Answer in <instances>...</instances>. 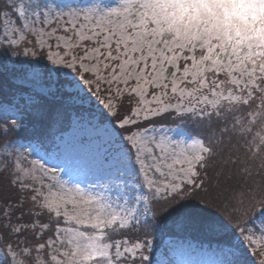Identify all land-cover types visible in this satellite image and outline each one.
I'll use <instances>...</instances> for the list:
<instances>
[{
    "label": "snow or ice",
    "instance_id": "obj_1",
    "mask_svg": "<svg viewBox=\"0 0 264 264\" xmlns=\"http://www.w3.org/2000/svg\"><path fill=\"white\" fill-rule=\"evenodd\" d=\"M52 12L41 0H0V46H18L29 35L43 46L48 44L44 37H55L57 48L62 44L65 51L48 56L54 65L71 69L89 85L95 82L97 91L100 81L105 80L109 86L117 85V96L123 94L119 87L123 84L140 104H162L156 108L133 107L119 121V127L128 134L117 149V171L121 175V169L138 173L150 195L126 200L131 207L120 208L79 185L67 186L56 178V169H45L43 164L37 168L36 161L25 168L16 161L9 174L14 186L30 192L27 202L31 207L24 210L26 201L21 199L0 208L4 264H136L137 258L145 264L149 257L144 252L151 248V241L129 244L123 238L125 230L173 214L198 217L203 209L189 205L187 194L205 187L206 169L215 147L199 134H189L186 140L149 138L141 119L146 121L169 107L181 111L185 99L190 106L187 111H198L201 118L227 112L232 116V126L225 124L220 129L221 138L234 133L247 137L242 145L244 163L258 161L259 169L264 170V0H121L119 7L102 15L95 8L88 9L82 20L75 9L57 12V24L64 20L69 25L60 36H56L57 28L45 31L52 23ZM38 24L42 27H36ZM73 37L77 38L75 43ZM85 41L94 46L84 47ZM81 48L82 54L74 51ZM169 68L173 69L170 73ZM101 71L108 77L101 76ZM87 73L95 79L86 80ZM169 90L179 101L177 105L164 102ZM149 94L152 100L145 99ZM113 99H107L106 108L115 107ZM193 101L204 107H192ZM241 107L248 110L235 115ZM49 118L56 120L59 113ZM4 121L5 126L0 127L3 135L23 126L22 118L9 123L5 115ZM225 163L241 162L237 158ZM9 167L5 163L3 170L8 172ZM201 170H205L204 176ZM243 170L251 174L248 167ZM49 172L56 182L45 184ZM161 202L163 215L157 217L155 205ZM141 203L142 211L138 208ZM251 210L264 214V200ZM25 216L31 218L26 220ZM204 223L208 228L214 226L210 218ZM245 231L241 228L240 234ZM29 233L35 244L28 240ZM5 237H15V242H5ZM245 239L256 243L249 236ZM237 251L230 255L236 256ZM224 264L243 262L226 260Z\"/></svg>",
    "mask_w": 264,
    "mask_h": 264
},
{
    "label": "rangeland",
    "instance_id": "obj_2",
    "mask_svg": "<svg viewBox=\"0 0 264 264\" xmlns=\"http://www.w3.org/2000/svg\"><path fill=\"white\" fill-rule=\"evenodd\" d=\"M41 3L53 9L54 14L67 13L70 9H75L80 12L82 20L83 12L88 9L95 8L102 15L112 8L119 7L121 0H41ZM51 20V25L46 27L45 31L50 32L53 28H57L56 36L65 35L63 29L69 25L63 20L59 21V25L55 20ZM2 27L0 25V29ZM36 27H42V25L38 24ZM67 35H71V32ZM44 39L48 40L51 47L48 44L42 46L35 43L30 35L26 42L10 49L0 46V74L11 84L20 87V90L9 98L11 102L0 98V127L5 126V115L9 123L12 119L22 118L23 124L22 128L9 132L7 135L0 134L3 139L0 140V172L6 174L12 181L13 177L9 174L13 171L11 165L20 161L22 167L28 168L33 161H36L37 168L43 164L45 169H56V178L66 182L69 187L79 185L90 194L99 188L103 192L101 197L114 206L131 207L130 203H125L126 200L133 201L137 197L150 195V193L146 186H142V177L138 173H129L128 169H121L123 172L121 175V172L117 171L119 167L116 161L117 149L122 143L121 138L128 133L119 127L120 120L117 121L116 117L129 105L131 108H156L163 105H157L155 102L146 106L140 104L139 98L124 88L123 84L119 85L123 89V94L117 96V85L109 86L105 80L100 81L99 91H97L95 82L89 85L81 81L71 69L54 65L48 56L56 52L63 55L65 49L62 44L60 48H57L58 42L55 37H44ZM76 39L73 37L72 42L75 43ZM83 45L84 47L94 46L89 41L83 42ZM74 51L82 54L83 49H74ZM180 63L182 67L183 61ZM172 70L169 68V73ZM100 75L108 77V73L104 71H101ZM85 78L86 80L95 79L92 73L85 74ZM151 91L159 92L156 89ZM110 96L114 98L115 107L112 109L105 107ZM145 99L152 100L151 94ZM163 100L171 105L179 103L176 98H173L170 90L169 95L163 97ZM191 106L197 109L204 107L196 105L195 101ZM188 107L190 106L185 99L181 111H177L175 107H169L167 111L149 116L146 121L141 119L140 124L142 128L148 129L149 138L155 137L159 140L171 137L175 140H186L189 134L196 136L187 126L192 125L197 118L203 119L198 111L197 113L188 112ZM53 113H59V118L50 119L49 115ZM166 114H169L166 119L173 122H159L162 115ZM26 129L31 131L28 137L23 134ZM35 138L44 141L37 142ZM5 163L10 165L8 172L3 170ZM206 173L207 177L208 172ZM204 174L205 171L201 170V175L204 176ZM241 175L233 174L232 177L235 180H241ZM49 182H56L55 179H51V172L44 177V183ZM39 186L40 184L37 183L36 187ZM16 188L26 199V208L31 207L27 202L30 192L20 190L17 186ZM7 205H0V208H6ZM158 205L160 204L155 205V209ZM138 208L142 211V203L138 205ZM160 215L163 214L160 213ZM30 218L27 216L25 219ZM142 219L146 218L142 217ZM177 221L179 220L176 219L175 222ZM163 227L160 226L159 221L153 220L150 225L141 224L131 230H125L123 238L127 239L129 244L137 240L151 241V248L144 252L149 257L145 264H221L224 257L227 259L232 257L228 250L216 251L187 239L170 237L168 233L162 232ZM244 229L246 231L243 235L240 234L236 237V242L231 243L238 250H235L236 257L245 260V264H261V261H264V214L253 217ZM246 236L251 237L256 243H250L245 239ZM8 239L15 242V237H5V242ZM29 241L36 243L35 240ZM5 255L4 245L0 244V264H4ZM136 264H140L138 258Z\"/></svg>",
    "mask_w": 264,
    "mask_h": 264
},
{
    "label": "trees",
    "instance_id": "obj_3",
    "mask_svg": "<svg viewBox=\"0 0 264 264\" xmlns=\"http://www.w3.org/2000/svg\"><path fill=\"white\" fill-rule=\"evenodd\" d=\"M20 87L11 84L6 77L0 74V98L1 100L9 101L10 97L14 96ZM258 103V101L256 102ZM255 104H253V108ZM56 108V107H55ZM131 106H126V110L118 113L116 120L130 112ZM248 109L241 107L240 111L235 113L239 116L246 113ZM166 117L169 114L162 115L159 122H173L168 121ZM178 122V121H174ZM227 124L229 128L232 126V116L227 112L224 115L217 117H203V119H196L192 125L187 126L191 128V132L206 141H211L215 147V155L208 162L206 172V184L203 189H197L194 192L187 194V203L195 205L197 208L203 209V212L196 218H188L184 216H177L175 214L168 216L165 219L157 220L163 231L170 235V237L179 238L182 240H189L198 243L200 246L214 249L216 251L228 250L233 252L237 250L231 243L236 242V237L240 236L241 228H245L250 220L259 213L253 212L251 209L257 205L260 200H264V170L258 167V161L246 160V152L242 145L245 144L247 137L242 138L239 133H234L231 137L224 136L221 138L220 129ZM27 129L23 131L25 137L30 134ZM32 134V133H31ZM35 137V136H34ZM236 137V138H234ZM234 138V139H233ZM222 139V142H221ZM0 140L1 139L0 137ZM37 142H43V139H36ZM41 144V143H40ZM240 145V147H238ZM239 159L241 163L226 164L225 161L231 159ZM244 167H248L250 175L244 172ZM205 171V170H202ZM233 174L241 175V180L233 179ZM24 199L20 191L12 184L10 178L0 172V205H7L15 203L18 200ZM163 202L155 209V215L160 217L161 206ZM26 203L24 210H27ZM19 211H17V215ZM160 216H159V215ZM163 214V213H162ZM27 216H25L26 218ZM180 217V218H179ZM211 219L214 222L212 228L205 226V221ZM178 219L179 221L175 222ZM176 223V224H174ZM164 224V225H163ZM125 234V233H124ZM28 235V240H33L32 235ZM30 236V237H29ZM226 260L237 261L240 260L245 264V260L232 256L231 259L223 258L221 264Z\"/></svg>",
    "mask_w": 264,
    "mask_h": 264
},
{
    "label": "bare ground",
    "instance_id": "obj_4",
    "mask_svg": "<svg viewBox=\"0 0 264 264\" xmlns=\"http://www.w3.org/2000/svg\"><path fill=\"white\" fill-rule=\"evenodd\" d=\"M54 16H55V14L52 12V14L50 15V19H53V20H55L54 19ZM65 19H67V17H65ZM64 21V20H63ZM156 104V103H155ZM102 190L101 189H99V188H96L94 191H92V195H95V196H102Z\"/></svg>",
    "mask_w": 264,
    "mask_h": 264
}]
</instances>
